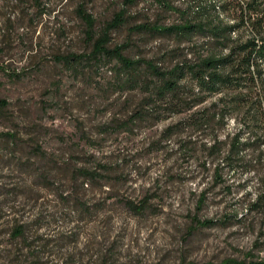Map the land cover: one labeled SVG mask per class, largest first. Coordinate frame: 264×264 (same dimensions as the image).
<instances>
[{
  "label": "rangeland",
  "instance_id": "obj_1",
  "mask_svg": "<svg viewBox=\"0 0 264 264\" xmlns=\"http://www.w3.org/2000/svg\"><path fill=\"white\" fill-rule=\"evenodd\" d=\"M80 9L95 32L126 9L112 38L131 41L132 56L171 43L132 26L178 21L153 0H0V264L264 259V208L251 207L261 173L225 169L218 181L208 131H187L181 144L162 135L170 120L126 125L138 96L116 88L115 63L58 60L92 50ZM229 126L221 138L236 131ZM47 162L70 172L44 173ZM96 165L104 169L95 180L72 174Z\"/></svg>",
  "mask_w": 264,
  "mask_h": 264
},
{
  "label": "trees",
  "instance_id": "obj_2",
  "mask_svg": "<svg viewBox=\"0 0 264 264\" xmlns=\"http://www.w3.org/2000/svg\"><path fill=\"white\" fill-rule=\"evenodd\" d=\"M138 1L125 3L133 6ZM153 2L163 12L178 15V21L170 25L142 22L132 26L131 32L141 38H166L169 45L162 40L150 55H129L126 51L132 42L113 44L112 38V33L126 23V9L116 13L98 32L95 18L80 9L92 50L88 55L59 56L58 60L72 64L84 60L115 63L111 73L116 88L138 96L126 125L170 120L162 135L180 137L181 144L186 142L182 137L187 131H208L203 147L216 179L223 181L225 169L261 173L259 192L251 207L263 209L264 0ZM231 122L236 124V131L221 138L220 133L229 130ZM44 165L40 170L47 174L58 168L70 172L65 168L68 163L62 167L57 163L55 168L48 162ZM103 169L102 165L81 166L72 174L92 181ZM203 224L210 226L214 221ZM24 230V226H16L13 234L22 236ZM208 264H264V259L229 258Z\"/></svg>",
  "mask_w": 264,
  "mask_h": 264
}]
</instances>
